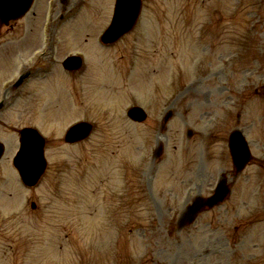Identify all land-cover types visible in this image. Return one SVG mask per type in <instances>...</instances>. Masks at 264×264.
Instances as JSON below:
<instances>
[{"label": "rangeland", "instance_id": "1", "mask_svg": "<svg viewBox=\"0 0 264 264\" xmlns=\"http://www.w3.org/2000/svg\"><path fill=\"white\" fill-rule=\"evenodd\" d=\"M45 3L37 0L27 18L8 33L10 53L17 46L19 52L9 60L7 73L33 50V37L23 34L29 24L38 38ZM113 3L84 0L82 13L59 38L60 59L80 50L88 69L70 75L57 70L45 80L29 83L21 103L2 115L8 146L0 161V264H264V101L253 100L246 111L249 123L244 133L256 162L237 178L231 202L202 212L193 224L178 230L176 215L184 205L165 200L195 168L197 134L187 138V130L196 132L199 127L201 137L209 133L208 154L215 158L211 168L225 169L219 158L223 144L211 143L212 127L224 130L222 121L230 110H214L210 91H220L224 84L240 85L244 76L238 73L257 65L251 55L264 45V0H142L133 32L102 47L97 37ZM53 10L62 8L56 4ZM253 21L259 23L251 31ZM246 51L251 55L231 56ZM221 54L230 57L219 60ZM258 61L262 72L264 56ZM213 73L219 75L214 78ZM10 79L4 76L1 85ZM188 82L192 86L198 82L200 88L176 100L167 131L161 133V111L171 108L179 90L193 89ZM203 95L211 96L208 105ZM39 96H45L40 100L43 120L62 115L53 120L55 126L45 127L36 118L38 105H28ZM133 104L147 111L143 124L127 120L126 109ZM199 118L203 121L197 125ZM207 119L213 122L205 123ZM79 120L94 122V132L84 142L64 144L66 128ZM31 121L47 138L48 167L39 184L27 189L12 167L17 137L8 136L5 126L20 128ZM158 144L163 147V162L149 184L148 170ZM150 194L153 199L148 203Z\"/></svg>", "mask_w": 264, "mask_h": 264}, {"label": "water", "instance_id": "2", "mask_svg": "<svg viewBox=\"0 0 264 264\" xmlns=\"http://www.w3.org/2000/svg\"><path fill=\"white\" fill-rule=\"evenodd\" d=\"M27 1L28 0H8L4 4L14 3V5H17L16 9H19L20 8L19 6H22L21 9H24L27 4ZM119 5H120V10H118V14H116L112 26H110L111 27L110 30L108 31L107 34H105L106 38L107 37H109L110 39L113 38V40L131 28V25L133 21L135 20L136 14L139 9V0H120ZM21 146H22L23 152H22V155L20 154L21 156L16 160V163L20 162L24 154L26 156L29 155L28 150H26V141L25 143L23 142V145ZM31 151L33 152L34 149L32 148ZM21 161H22L23 167L25 166L28 167V169L27 168L25 169L22 167L21 170L27 171L28 173L27 177L29 179H30L29 177L30 174H33V177L35 179L36 176L39 175L42 167L39 166L38 164H33L34 161L32 162V160L30 162L26 161L25 159Z\"/></svg>", "mask_w": 264, "mask_h": 264}, {"label": "bare ground", "instance_id": "3", "mask_svg": "<svg viewBox=\"0 0 264 264\" xmlns=\"http://www.w3.org/2000/svg\"><path fill=\"white\" fill-rule=\"evenodd\" d=\"M84 8H85V5L83 6V8L78 12V14H77L74 18L78 17L79 13H80Z\"/></svg>", "mask_w": 264, "mask_h": 264}]
</instances>
